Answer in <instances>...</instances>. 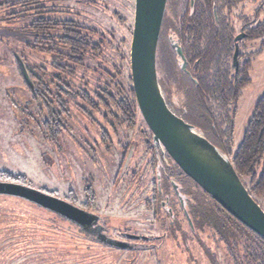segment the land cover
<instances>
[{
	"label": "rangeland",
	"instance_id": "obj_1",
	"mask_svg": "<svg viewBox=\"0 0 264 264\" xmlns=\"http://www.w3.org/2000/svg\"><path fill=\"white\" fill-rule=\"evenodd\" d=\"M6 1L16 0H0V4ZM56 1L80 14V20L93 31L89 33L91 41L100 42L104 48L110 45L111 64L121 61L127 48L130 51L132 33L129 28L133 29L135 0ZM93 1L96 3L90 5ZM226 2L218 0L221 18L230 21L235 36L241 32L247 36L252 28L264 23V0H239L231 11L226 9ZM190 3L191 0H169L168 16L178 25L182 24L190 12ZM7 11L0 14V181L21 177L33 189L46 191L63 201L73 190L74 204L98 214L103 232L109 237L126 241L123 235L131 233L150 238V244L146 249L136 250L105 246L53 213L22 199L0 195V264H233V257L217 231L197 219H193L194 229H190L176 196L162 181L164 176L158 186L161 182L165 194L171 190L168 194L175 206L174 227L167 214L158 209L156 161L148 141L151 132L140 112L124 115L133 120L130 126L127 120L119 118L120 113L118 117L110 114L100 98L94 96V103L89 105L82 101L80 94H74L68 100L70 115L64 119L66 132L57 139L49 137L43 128V120H47L48 115L45 111L38 113L31 93L24 88V79L18 73L13 55L25 52L28 57L30 54V62L43 63L50 72L54 71L52 59L24 50L23 40L28 33L23 27L29 22L17 21L9 14L11 10ZM239 43L238 66L242 68L251 62L252 83L243 88L239 101L231 106L232 110H237L233 123L236 145L243 139L257 100L264 93V36L243 38ZM233 56L210 63L207 74L229 68L233 75ZM100 61V66L117 79L116 70L107 67L105 60ZM156 65L158 81L169 107L187 120L180 107L178 62L163 31ZM74 70L78 71L75 82L80 87L76 93L87 84V87L93 85L89 72L81 66ZM118 81L122 83L119 76ZM207 102L215 113L219 112L216 96L208 94ZM131 147L135 150L127 161ZM165 171L179 175L173 166ZM179 178L181 188L190 199L203 196L191 180L183 175ZM258 200L264 207V198ZM237 251V256H241V247Z\"/></svg>",
	"mask_w": 264,
	"mask_h": 264
},
{
	"label": "trees",
	"instance_id": "obj_2",
	"mask_svg": "<svg viewBox=\"0 0 264 264\" xmlns=\"http://www.w3.org/2000/svg\"><path fill=\"white\" fill-rule=\"evenodd\" d=\"M237 2L239 0H227L226 9L231 11ZM95 3L96 1H93L90 5ZM53 4L59 3L56 0H16L0 4V14L3 11L8 12L7 10H11L9 11L11 17L13 16L17 21L27 20L29 22L23 27V31L28 33L27 39L23 40V43H25L24 50H30L33 55L36 54L43 57V59L45 57L52 59L51 66L54 71L50 72L43 63L30 62L32 58V56H29L30 54H28V57H25V52L20 53L21 55L17 53L13 55L18 73L24 79V88L31 93L32 101L39 108L38 113L45 111L48 115L47 120H43L44 130L52 139L60 138L66 132L64 119L70 115V102L68 103V100L74 94H80L79 97L82 101L89 105L94 103V96L100 98L104 106L108 107V110L110 109V114L113 113L118 117V113H120L119 118L127 120L132 126L133 120L128 117L126 119L124 115L127 113L133 115L140 111L132 86L129 48L122 56L121 61L117 60V62L114 61L111 64L108 56L110 45L104 48L100 46V42L94 43L93 40L92 42L89 33H93V31L85 26V22L80 20V14L76 13L74 9L60 4ZM16 7L17 10L13 9ZM214 8L217 9L218 16L216 15V18ZM193 10V13L190 11L184 22L178 25L173 18L168 16L167 9L162 26L163 34H165L169 44V38L172 35L179 40L187 60L189 73L183 72L178 66L182 85L181 90H179L182 96V100H180L181 110L184 112L187 121L199 129L209 142L226 155L236 172H238L249 194L252 195L258 205L262 206L258 198H264V93L257 100L258 102L242 136L243 139L236 145L235 125H233L236 110H232L231 106L236 104L243 88L250 86L252 83L249 78L251 62L248 63V66L242 68L238 66V72L233 75L230 73L229 68L219 69L212 76L208 75L207 70L210 63H218L221 59H229L234 53L236 45L234 39L236 36L230 21L221 18L218 0H203L202 3L195 0ZM129 30L132 33V27ZM263 36L264 23L259 24L255 29L252 28L245 39ZM170 47L177 61V56L171 44ZM101 59L105 60V64L108 62L107 67L116 70L117 79H114V75L108 73L105 67L100 66ZM21 62L25 66L29 81L23 73ZM30 63L31 65H29ZM91 65L96 66L93 68ZM245 65H247V62ZM80 66L82 70L90 73L88 75L91 76L93 85L87 87V84L85 88L82 87L79 90V93H76L75 91L80 87L78 82H75L78 71L75 72L74 68H80ZM231 67L234 71V66ZM193 69L198 70L199 77L196 78V83L193 80ZM46 74L50 76L47 77ZM118 76L122 78V83L118 81ZM92 90H94L93 94L90 93ZM208 94L216 96V101L220 106L218 113H215L210 103L207 102ZM82 110L86 111L87 108L82 107ZM230 113L234 116L231 117ZM163 150L157 154V194H161V201L168 203V200L164 199L165 193L162 190V183L160 182V186H158V181L164 176L162 181L176 195L181 212L184 213L187 222L186 213L192 224L193 219H197L200 224L206 223L217 231L222 241L226 243L228 252L233 257V264H264V238L246 228L239 220L234 219L225 209L221 208L213 198L188 178ZM169 166L175 167L179 175L191 180L195 189L202 192V197H196L199 201L190 199L188 193L184 192L178 174H166L165 170ZM13 178V181L0 182H10L30 187L23 178ZM174 186L179 189L182 201L177 196ZM43 192L50 195L46 191ZM51 195L53 196V194ZM74 198L75 193L72 190L69 192L68 201L66 200V202L76 206L73 202ZM159 207L163 210L160 204ZM171 207L175 208L172 204ZM262 208L264 209L263 206ZM56 216L67 221L59 215ZM188 225L190 226L189 222ZM190 229L192 228L190 227ZM239 247L242 250L241 256L236 254ZM213 264H216V262Z\"/></svg>",
	"mask_w": 264,
	"mask_h": 264
},
{
	"label": "water",
	"instance_id": "obj_3",
	"mask_svg": "<svg viewBox=\"0 0 264 264\" xmlns=\"http://www.w3.org/2000/svg\"><path fill=\"white\" fill-rule=\"evenodd\" d=\"M169 0H135L132 40L130 46V71L134 95L139 111L161 146L182 172L213 198L221 208L246 228L264 238V209L249 194L231 161L213 145L194 125L176 115L163 96L157 74V49ZM195 0H191L193 13ZM214 8V16L217 17ZM246 34L234 39L233 65L238 69L239 42ZM170 44L177 56L178 66L187 70V60L179 40L172 35ZM26 79L29 77L23 63ZM179 199V189L174 186ZM0 195L19 198L46 211L59 215L83 229L96 221L93 214L59 198L32 187L0 182ZM188 222L193 224L186 213ZM111 246L118 247L114 241Z\"/></svg>",
	"mask_w": 264,
	"mask_h": 264
},
{
	"label": "flooded vegetation",
	"instance_id": "obj_4",
	"mask_svg": "<svg viewBox=\"0 0 264 264\" xmlns=\"http://www.w3.org/2000/svg\"><path fill=\"white\" fill-rule=\"evenodd\" d=\"M190 6H191V3H190ZM189 11H191L189 9ZM232 66L233 65V61H232ZM197 69H193V80L195 81V83L197 82V80H195L198 76V73L196 71ZM239 70L236 69L234 67V73H237ZM212 76V75H210ZM182 86V85H181ZM166 99V98H165ZM239 101V99L237 100ZM237 111V110H236ZM236 117V113H235V116L233 119H235ZM185 120V119H184ZM187 121V120H185ZM188 122V121H187ZM189 123V122H188ZM191 124V123H190ZM147 125V124H146ZM143 132V131H142ZM151 132V131H150ZM149 143L151 144V147L152 148V153L154 155V161H156V169H155V172H156V177H157V154H159V152L163 149L161 146L157 145V142H155L154 138H153V134L151 132V139H148ZM162 148V149H161ZM129 153L127 155V161L130 159V157H132L133 153H134V150L135 148L134 147H131L129 149ZM165 151V150H163ZM166 152V151H165ZM157 180V179H156ZM161 190V188L159 189V191ZM156 191H157V186H156ZM175 195V194H174ZM176 196V195H175ZM183 196V195H182ZM177 198V197H176ZM164 199L167 201L168 200V203H165L161 201V194H157V200H158V203L162 206V211L167 214L169 216V218L171 219V222H170V225L171 227L175 225L176 223V216H175V210L173 207H171V195L170 194H165L164 195ZM159 204H158V209H160L159 207ZM79 208V207H78ZM82 209V208H80ZM82 210H85V209H82ZM156 210H157V207H156ZM87 211V210H85ZM89 212V211H87ZM91 214H93L96 218V221L94 222V224H92V226L90 227H86V229H83L81 228L80 226H77L79 227L80 229L84 230L85 232L88 233V235H90L91 237L95 238V241L105 245V246H110V247H114V248H119V249H132V250H136V249H146L147 248V244H150V238L146 237V236H142V235H134V234H131V233H126L124 234L123 236L125 237L124 239L125 240H119V239H115V238H111L109 237L106 232L104 230V227L102 226L101 224V217L96 214V213H93V212H89ZM184 214V213H183ZM155 216L157 217V213L155 214ZM157 240V237H155L154 241ZM109 241H114L115 243H117L119 246L116 247V246H111L109 244ZM136 242V243H135ZM148 242V243H147ZM157 246V245H156Z\"/></svg>",
	"mask_w": 264,
	"mask_h": 264
}]
</instances>
